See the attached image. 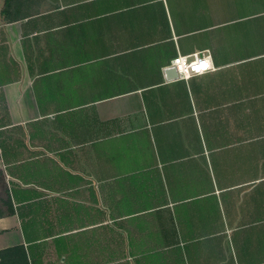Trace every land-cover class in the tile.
<instances>
[{
    "label": "crops",
    "instance_id": "1",
    "mask_svg": "<svg viewBox=\"0 0 264 264\" xmlns=\"http://www.w3.org/2000/svg\"><path fill=\"white\" fill-rule=\"evenodd\" d=\"M0 264H264V0H0Z\"/></svg>",
    "mask_w": 264,
    "mask_h": 264
},
{
    "label": "built area",
    "instance_id": "2",
    "mask_svg": "<svg viewBox=\"0 0 264 264\" xmlns=\"http://www.w3.org/2000/svg\"><path fill=\"white\" fill-rule=\"evenodd\" d=\"M171 65L176 67L178 77L182 78L203 73L213 67L210 55L201 51L187 55L178 54L172 59Z\"/></svg>",
    "mask_w": 264,
    "mask_h": 264
},
{
    "label": "water",
    "instance_id": "3",
    "mask_svg": "<svg viewBox=\"0 0 264 264\" xmlns=\"http://www.w3.org/2000/svg\"><path fill=\"white\" fill-rule=\"evenodd\" d=\"M165 73L167 79H173L175 77H178L177 70L174 65H169L165 70Z\"/></svg>",
    "mask_w": 264,
    "mask_h": 264
},
{
    "label": "rangeland",
    "instance_id": "4",
    "mask_svg": "<svg viewBox=\"0 0 264 264\" xmlns=\"http://www.w3.org/2000/svg\"><path fill=\"white\" fill-rule=\"evenodd\" d=\"M261 1V0H260Z\"/></svg>",
    "mask_w": 264,
    "mask_h": 264
},
{
    "label": "snow or ice",
    "instance_id": "5",
    "mask_svg": "<svg viewBox=\"0 0 264 264\" xmlns=\"http://www.w3.org/2000/svg\"><path fill=\"white\" fill-rule=\"evenodd\" d=\"M206 66V65H205Z\"/></svg>",
    "mask_w": 264,
    "mask_h": 264
}]
</instances>
